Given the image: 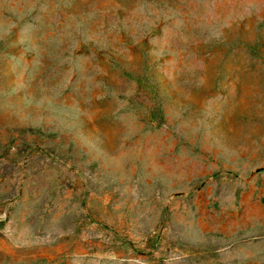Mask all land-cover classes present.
<instances>
[{"label":"rangeland","instance_id":"rangeland-1","mask_svg":"<svg viewBox=\"0 0 264 264\" xmlns=\"http://www.w3.org/2000/svg\"><path fill=\"white\" fill-rule=\"evenodd\" d=\"M0 264H264V0H0Z\"/></svg>","mask_w":264,"mask_h":264}]
</instances>
